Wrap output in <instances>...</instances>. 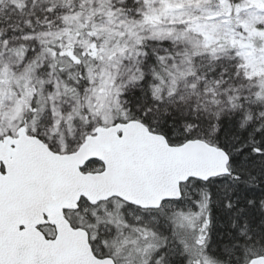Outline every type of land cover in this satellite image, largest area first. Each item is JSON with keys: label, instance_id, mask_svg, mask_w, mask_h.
I'll use <instances>...</instances> for the list:
<instances>
[{"label": "snow or ice", "instance_id": "6c2138e0", "mask_svg": "<svg viewBox=\"0 0 264 264\" xmlns=\"http://www.w3.org/2000/svg\"><path fill=\"white\" fill-rule=\"evenodd\" d=\"M0 264H264V0H0Z\"/></svg>", "mask_w": 264, "mask_h": 264}]
</instances>
